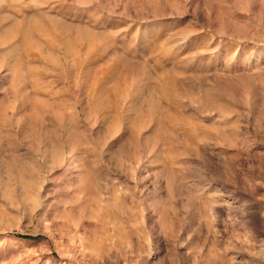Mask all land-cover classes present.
<instances>
[{
	"label": "rangeland",
	"instance_id": "rangeland-1",
	"mask_svg": "<svg viewBox=\"0 0 264 264\" xmlns=\"http://www.w3.org/2000/svg\"><path fill=\"white\" fill-rule=\"evenodd\" d=\"M0 264H264V0H0Z\"/></svg>",
	"mask_w": 264,
	"mask_h": 264
}]
</instances>
